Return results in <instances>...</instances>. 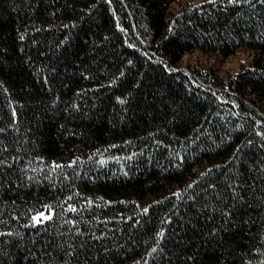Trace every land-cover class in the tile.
<instances>
[{"label": "trees", "instance_id": "16d2710c", "mask_svg": "<svg viewBox=\"0 0 264 264\" xmlns=\"http://www.w3.org/2000/svg\"><path fill=\"white\" fill-rule=\"evenodd\" d=\"M176 1L0 0V264H264V0Z\"/></svg>", "mask_w": 264, "mask_h": 264}, {"label": "rangeland", "instance_id": "374dc122", "mask_svg": "<svg viewBox=\"0 0 264 264\" xmlns=\"http://www.w3.org/2000/svg\"><path fill=\"white\" fill-rule=\"evenodd\" d=\"M199 1H202V0H177L175 4H173V8L174 9H178L180 8L181 6H184L188 3H197ZM249 54L247 52H238L236 53L235 55L233 56H230L224 60H216L215 58L213 57H209V56H205L203 54H198V53H193V54H190V55H187L183 62H182V66L183 65H187L189 63H204L206 65H214V64H217L218 67L220 69V72L222 74H231V73H235L237 71H239L244 65H247V63L249 62ZM40 216H43L42 215V212L40 213H37L36 214V219H38ZM45 217H48V213H46L44 216Z\"/></svg>", "mask_w": 264, "mask_h": 264}, {"label": "snow or ice", "instance_id": "6c2138e0", "mask_svg": "<svg viewBox=\"0 0 264 264\" xmlns=\"http://www.w3.org/2000/svg\"><path fill=\"white\" fill-rule=\"evenodd\" d=\"M48 218H50V217H45V219H48ZM37 222H39V221H37Z\"/></svg>", "mask_w": 264, "mask_h": 264}]
</instances>
